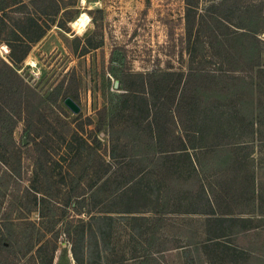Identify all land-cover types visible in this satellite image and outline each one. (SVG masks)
<instances>
[{
    "label": "rangeland",
    "instance_id": "1",
    "mask_svg": "<svg viewBox=\"0 0 264 264\" xmlns=\"http://www.w3.org/2000/svg\"><path fill=\"white\" fill-rule=\"evenodd\" d=\"M64 1L59 4L55 24L31 45L17 67L18 75L44 99V104L34 118L37 130L35 142L28 145L29 153L23 147L27 139L22 121L13 131L15 148L0 151V264H76L70 241L80 235L72 233L68 238L64 234L68 224L73 228L79 217L86 219L89 214L108 211L115 214L107 248L100 242L97 252L85 227L84 243L75 241L79 264H146L141 257L153 242L152 250H166L154 254L155 264H264V106H258L254 114L251 109L255 99L264 102V84L256 90L245 83L247 94L240 112L246 124L241 138L236 139L237 147L227 148L221 155L195 152L189 134L184 138L188 154H158L155 137L143 131L135 138L142 116L136 113L131 117L133 122L128 120L127 107L134 101L130 99L128 106L117 113L125 93L122 78L127 73L170 74L161 78L172 83L188 67L210 73L228 67L206 44L211 32L223 39L234 29L215 23L225 13L223 7L228 14L236 11L232 24L253 29L264 41V0H192L197 13L191 42L195 47L193 57L188 56L185 44L184 0ZM52 12L48 3L28 5L26 10L10 12L8 23L15 25L17 18L27 14L45 23L46 15ZM82 14L87 21L80 31L73 23ZM8 52L0 42V58L7 60ZM262 65L264 69V53ZM236 75L246 82L255 78L254 72L246 70ZM139 83L130 79L126 85L136 88ZM255 83H259L258 78ZM67 97L80 108L77 115L64 105ZM209 101L210 106L218 102L215 97ZM140 104L134 102L138 111L142 109ZM104 109L106 124L97 132ZM251 114L259 123L256 136L250 132ZM67 125L88 145L80 149L79 156L75 153L81 138L67 136ZM42 132L49 139L39 137ZM159 137L169 150L180 145L170 135L157 134ZM95 138L101 143L96 154L89 146ZM46 155L49 160L44 164L40 158ZM99 156L110 166L104 177L100 175ZM37 162L44 164V172L37 168ZM136 182L145 191H152L150 201L141 202H146L149 210L171 212L153 235L149 230L152 223L140 218L128 220L119 213L127 204L119 201L117 189ZM201 185L208 191L215 189L225 206L223 211L247 221L224 228L221 250L198 245L206 239V218L189 212L197 206L206 209L197 197ZM75 199L80 200L77 208L73 206ZM224 248L229 250L221 255Z\"/></svg>",
    "mask_w": 264,
    "mask_h": 264
},
{
    "label": "trees",
    "instance_id": "2",
    "mask_svg": "<svg viewBox=\"0 0 264 264\" xmlns=\"http://www.w3.org/2000/svg\"><path fill=\"white\" fill-rule=\"evenodd\" d=\"M227 1L229 0H225L226 3ZM225 2L224 4L222 3L224 6L226 5ZM41 3H48V6L53 10L52 14L46 15L48 19H46L45 23H40L39 17L31 14L17 18L14 23L15 25L8 23V19L10 18L9 13L13 12V10H26L28 9V5L35 7ZM60 3L65 4L66 1L0 0V42L4 43L9 50L7 60L0 58V151L4 148H15L13 131L20 121L23 122V134L27 139V146L23 145L27 149V152L30 151L28 145L35 142L34 132L37 129L34 118L44 104V99L26 85L18 75L17 67L24 61L30 51L31 45L38 42L50 26L55 24V18L61 9ZM184 3L186 4L184 18L185 44L188 56L191 57L192 54L193 57L195 47L191 46V42L197 13L192 0H184ZM223 10L222 12L225 13H222L223 15L220 14L215 23H225L227 28L234 27V29L223 39H218L211 32L208 43H206L208 48H211L215 52L214 56L220 58L222 63L228 66L225 69H220L219 73H210L188 67L187 72L185 74H178L172 83L169 80L168 82H162L161 78L169 77L170 74L127 73L123 75L122 83L125 93L120 97L121 101L117 113L128 106L127 102L130 99L134 102H141L142 109L139 111L135 109L134 102L131 107H127L130 109L128 111L130 115L128 120L133 122L132 118H135L136 113H138V116H142L138 118L139 126L136 129L135 138L137 140L143 131L147 132L151 137H155L156 143L160 147L157 150L158 154H188V148H186L184 142L187 134L191 135V149L202 155H221L228 149H234L238 145L236 139L241 138V130L246 124V118L240 112L241 107L245 105L247 94L245 83L248 84L247 87H253L256 90L258 86L260 87L264 84L261 83L260 85V78L264 73L262 65L264 41L257 38L256 32L253 29L242 27L240 23L237 25L232 24L231 17L233 14L235 15L236 11L228 14L224 7ZM244 70L254 72V80L251 79L250 82H246L244 78L236 75L242 73ZM256 78L259 80L258 84L255 83ZM130 79L140 81L138 87L132 88L129 85L127 86L126 83L128 84ZM211 97H215L218 102H214L210 106L209 100ZM225 103H228L234 110L229 112L228 109L230 107L225 106ZM262 105L264 106V102L255 99L254 103H251L253 112L251 113L254 114L259 109L258 106ZM252 114L251 119L249 118V127L251 134L256 136L259 123ZM105 124L106 110L104 109L98 118L96 131H101ZM170 126H173V128L170 129ZM157 134L159 136L163 134L170 135L180 145L173 150H169L166 145L163 146L161 144V141H163L161 137L156 138ZM66 135L70 138H81V144L75 153L76 156L81 154L80 149L88 147L86 141L78 136L77 130L72 129L68 125ZM38 136L49 139V135L47 133L44 134V132L40 135L38 134ZM89 146L93 153L96 154V151L101 148V143L95 138L93 145L89 144ZM42 154L45 155L46 153L43 152ZM98 158L101 159L99 168L102 173L100 175L103 177L107 176L110 166L101 156ZM40 159L43 160L44 164L49 160L48 155ZM37 163V168L44 172L42 168L44 164L41 162ZM251 180H254V178L251 177ZM196 185L199 186V184L195 183ZM199 188L201 189V193L197 197H199L200 201H203V204L200 206L206 209L202 210L201 207L197 206V209L189 212V214L203 215L206 218V239L199 242L198 245L199 247L202 246V249L221 250L224 243L223 240L226 237L225 233H223L224 228L230 227L233 223L247 221L231 211H223V207L225 206L222 207L215 189L210 188L208 191L202 185ZM117 192L118 195L116 194V196L120 198L119 201L126 202L127 204L125 209L119 212L123 214L122 218H128V220L133 221L140 218L142 221L152 223L149 228V230H152V235L156 233L155 228L158 227L159 222L168 213H171L156 208L149 210L146 202L141 203L143 200L150 201L149 194L152 191L142 189L139 182L131 185H122L117 189ZM156 199L159 198L156 197ZM73 201H75L74 208L80 206V200L75 199ZM154 202L155 204L157 203L156 200ZM112 214L115 213L108 211L95 216H90L89 214L86 219L79 217L76 221L77 224L73 228L72 224H68V227L64 231V234L68 238H71L72 233L76 236L80 235L78 238H71L70 241V251L76 264H79L80 261L76 240L78 239V243H84L85 227H88L89 235L93 240L97 252L100 242L107 248L113 227L114 219ZM76 215L80 216L79 213ZM154 245L155 242L148 245L141 257L146 264H155L157 258L154 254L166 251H154L152 250ZM4 249H7V247H4ZM176 249L173 248L171 250ZM228 250L224 248L221 255H224Z\"/></svg>",
    "mask_w": 264,
    "mask_h": 264
},
{
    "label": "water",
    "instance_id": "3",
    "mask_svg": "<svg viewBox=\"0 0 264 264\" xmlns=\"http://www.w3.org/2000/svg\"><path fill=\"white\" fill-rule=\"evenodd\" d=\"M118 82H115L114 87L117 88ZM64 105L67 109H69L73 114L77 115L80 112V108L78 105L74 102L73 99L70 97H67L63 101ZM25 143V140H24Z\"/></svg>",
    "mask_w": 264,
    "mask_h": 264
},
{
    "label": "bare ground",
    "instance_id": "4",
    "mask_svg": "<svg viewBox=\"0 0 264 264\" xmlns=\"http://www.w3.org/2000/svg\"><path fill=\"white\" fill-rule=\"evenodd\" d=\"M87 17L82 14L74 23L73 26L77 27L80 31L85 28Z\"/></svg>",
    "mask_w": 264,
    "mask_h": 264
}]
</instances>
